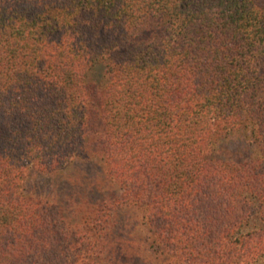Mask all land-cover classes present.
I'll return each instance as SVG.
<instances>
[{
	"label": "trees",
	"instance_id": "trees-1",
	"mask_svg": "<svg viewBox=\"0 0 264 264\" xmlns=\"http://www.w3.org/2000/svg\"><path fill=\"white\" fill-rule=\"evenodd\" d=\"M263 258L264 0H0V264Z\"/></svg>",
	"mask_w": 264,
	"mask_h": 264
},
{
	"label": "rangeland",
	"instance_id": "rangeland-1",
	"mask_svg": "<svg viewBox=\"0 0 264 264\" xmlns=\"http://www.w3.org/2000/svg\"><path fill=\"white\" fill-rule=\"evenodd\" d=\"M216 152L222 158L225 157L228 158L229 156V158L232 157V159H234L233 157L235 158L241 157L242 159H244V158H251L256 156L258 150L255 149V145L253 143V137L251 135L250 130L240 129L230 132V134H228V136L221 141ZM70 166L71 165L67 166V169H65L64 174H66L67 172L69 173L71 172ZM48 180L49 179L47 177L34 176L32 177L31 180V187H34L36 189L37 187H40V185L47 183ZM107 184H108L107 181L97 182L96 184L97 190L105 192ZM45 187L46 188L44 191L46 193L48 190H50V188L47 186ZM138 216L140 217V215ZM254 223H252L251 226H248L247 230L252 228V226H254ZM140 228L143 230V227ZM257 264H264V258L261 259Z\"/></svg>",
	"mask_w": 264,
	"mask_h": 264
}]
</instances>
